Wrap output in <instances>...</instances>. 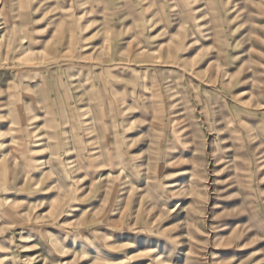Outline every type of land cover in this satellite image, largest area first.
<instances>
[{
    "label": "rangeland",
    "instance_id": "374dc122",
    "mask_svg": "<svg viewBox=\"0 0 264 264\" xmlns=\"http://www.w3.org/2000/svg\"><path fill=\"white\" fill-rule=\"evenodd\" d=\"M0 264H264V0H0Z\"/></svg>",
    "mask_w": 264,
    "mask_h": 264
}]
</instances>
